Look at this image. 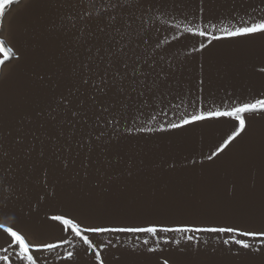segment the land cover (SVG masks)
Here are the masks:
<instances>
[{
    "label": "rangeland",
    "instance_id": "rangeland-1",
    "mask_svg": "<svg viewBox=\"0 0 264 264\" xmlns=\"http://www.w3.org/2000/svg\"><path fill=\"white\" fill-rule=\"evenodd\" d=\"M147 2L154 5L153 19L159 16L153 29L159 32L154 40L171 41L165 46V59L177 69L173 86L161 103L169 111V118H176L173 113H192L198 105L204 110L224 109L234 101L250 99L264 91V80L257 75L264 66V39L215 41L203 54L191 52L192 46L203 40L201 37L186 34L178 41L171 40L185 25H198L218 35L221 28L231 27L241 18L264 15V0H208L204 13L198 12V0H163L162 12L158 10L162 0ZM66 12L56 0H20L6 10L0 35L20 49L21 59L0 79V142L17 157L9 158L0 167V213L8 212L9 219L17 220L37 241L60 238V227L47 217L65 213L85 223L99 224L154 222L176 226L227 221L264 227L260 200L264 190V119L255 117L248 135L215 163L199 162L228 134L231 123L203 122L171 134L125 141L126 147L120 151L122 159L118 163L113 159L111 166L97 149L100 162L86 179L51 167L45 188L43 170L34 171L32 167L35 155L32 160L26 159L13 147V138L18 133L27 134L31 142L33 132L43 138L44 129L38 127L43 121L36 113L47 108L51 97L65 91L66 81L60 70H67L62 57L69 37L62 34L61 27L66 23L61 19ZM148 23L152 25L153 21ZM177 23L179 30L171 27ZM201 78L205 81L203 92L198 90ZM168 105L177 107L169 109ZM148 114L146 110L142 118ZM192 160L197 164L192 165ZM232 185L239 193L235 199L228 196ZM53 186L55 195H49ZM196 235L201 241L208 240L209 248L216 247L217 251L201 252L189 260L197 264H242L226 251L227 246L218 243L220 237ZM100 239H111L115 245L102 253L107 264H156V257L147 253L143 245L144 239L154 243L146 234H104ZM246 239L264 248V241ZM44 256L49 258V264H62L48 253ZM80 264H88V258L81 256Z\"/></svg>",
    "mask_w": 264,
    "mask_h": 264
},
{
    "label": "snow or ice",
    "instance_id": "snow-or-ice-1",
    "mask_svg": "<svg viewBox=\"0 0 264 264\" xmlns=\"http://www.w3.org/2000/svg\"><path fill=\"white\" fill-rule=\"evenodd\" d=\"M207 2L198 0L199 13L206 11ZM14 3L19 4L20 0H0V32L3 31L6 10ZM56 3L59 8L67 10L61 17L66 21L61 25L62 34L69 37L62 57L67 70H60L66 88L50 98L47 108L36 113L43 121L38 126L44 129L43 138L35 132L31 142L27 140V134L18 133L13 138V147L26 159L32 160L35 155L32 167L34 171L43 170L45 188L48 187L51 167L86 179L90 170L100 162L97 149L104 162L111 166L113 159L117 163L122 159L120 151L126 147L125 141L154 137L157 133L171 134L203 122L231 123L228 134L199 162L201 165L205 160L215 163L221 154L227 155L248 135L253 117L264 119V91L250 99L234 101L224 109L204 110L198 105L192 113H173L176 118H169V111L161 107V103L173 86L177 69L171 60L165 59V46L171 41L167 38L154 40L159 32L158 28L153 31L159 16L153 19L154 5L147 0H56ZM164 7L162 0L158 10L162 12ZM149 20L153 21L152 25ZM171 27L179 30L181 26L177 23ZM215 27L212 25L213 29ZM186 34L203 38L191 49L193 53L203 54L215 41L264 39V15L241 18L231 27L221 28L218 35L198 25H185L183 31L173 35L171 40L178 41ZM20 59V49L0 35V79L6 77L7 69ZM261 64L264 65V60ZM200 68L202 74L203 64ZM257 75L264 80V66L259 68ZM38 78L44 80V76ZM204 83L203 78L199 79L200 92H203ZM175 107L168 105L169 109ZM146 110L149 114L142 118ZM130 113L134 115L130 117ZM9 158L14 160L17 157L0 142V167ZM190 163L196 165L197 161ZM170 167L176 165L170 164ZM238 194L236 185H232L228 196L235 199ZM49 195H55L54 186ZM260 200L261 218L264 219V190ZM0 215L3 216V222H0V253H3L0 262L3 264H49L44 253L62 264H80L81 256L88 258V264H107V257L102 253L115 245L111 239L100 238L104 234L116 233L151 237L154 243L144 239L143 245L147 253L156 257V264H197L188 258L201 252L217 251L216 247L209 248L208 240L201 241L196 234L220 237L218 243L227 246L226 251L242 264H264V248L246 239L264 241V227H246L244 223L99 224L85 223L65 213L47 217L60 227V238L37 241L19 226L17 220L9 219L8 212ZM225 236L228 238H223ZM135 247L138 245L133 250ZM245 257L249 259L245 260Z\"/></svg>",
    "mask_w": 264,
    "mask_h": 264
}]
</instances>
